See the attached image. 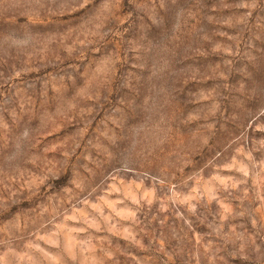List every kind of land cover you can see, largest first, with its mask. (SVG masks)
I'll list each match as a JSON object with an SVG mask.
<instances>
[{
  "label": "rangeland",
  "instance_id": "obj_1",
  "mask_svg": "<svg viewBox=\"0 0 264 264\" xmlns=\"http://www.w3.org/2000/svg\"><path fill=\"white\" fill-rule=\"evenodd\" d=\"M0 264H264V0H0Z\"/></svg>",
  "mask_w": 264,
  "mask_h": 264
}]
</instances>
